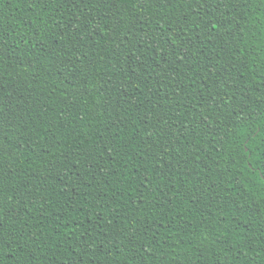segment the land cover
<instances>
[{
    "label": "trees",
    "instance_id": "16d2710c",
    "mask_svg": "<svg viewBox=\"0 0 264 264\" xmlns=\"http://www.w3.org/2000/svg\"><path fill=\"white\" fill-rule=\"evenodd\" d=\"M0 264H264V0H0Z\"/></svg>",
    "mask_w": 264,
    "mask_h": 264
}]
</instances>
